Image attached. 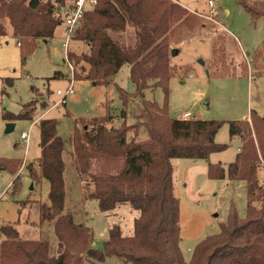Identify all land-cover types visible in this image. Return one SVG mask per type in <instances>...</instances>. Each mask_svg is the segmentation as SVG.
Wrapping results in <instances>:
<instances>
[{
	"label": "trees",
	"instance_id": "obj_1",
	"mask_svg": "<svg viewBox=\"0 0 264 264\" xmlns=\"http://www.w3.org/2000/svg\"><path fill=\"white\" fill-rule=\"evenodd\" d=\"M253 20L264 16V3L236 0ZM73 7L71 0H0V36L7 35V24L20 45L26 61L39 39L49 40L62 25L55 14L57 7ZM196 16L169 0H97L87 11L74 38L87 42L90 52L79 61L85 77L95 84H107L123 66L130 68L136 87L134 94L119 88L125 108L118 126L109 123L108 114L89 118L84 126L73 129L71 158L79 179L86 184L87 199H96L101 211H111L129 204L140 212L134 221V233L123 235L118 224L110 229L103 250L93 247V230L76 222L71 213H63L66 204L64 159L66 145L58 134L59 121L43 118L39 122L41 155L27 168L35 182L45 179L50 184L49 204H40L41 222L54 221L58 239L57 254L51 255L47 239H24L15 225L0 226V264H100L108 257H118L123 264H264V184L258 172L264 167V116L251 112V121L192 118L181 120L170 115L166 102L160 106L145 100V90L162 87L169 95V82L175 74L171 63L173 28L186 26L193 30ZM132 31H128V29ZM129 32V33H128ZM126 34V36H125ZM129 35V36H128ZM128 36L129 40H126ZM75 55V54H74ZM72 53L68 58L74 59ZM78 61V62H79ZM63 77L56 71L53 79ZM13 85V78H7ZM34 90V87L32 88ZM141 98L135 125L126 121L129 102ZM47 103L40 104L44 109ZM38 102L23 105L19 114L7 113L4 119H32ZM224 123L231 136H240L242 145L227 167L210 162L211 179L246 182V216L241 218L233 205L220 232L201 240L192 258L186 261L180 247V201L174 193V158L209 160L216 152L228 148L216 141ZM140 127L148 139H129L128 133ZM19 160L0 158V170L18 172ZM13 194L21 189V176L12 184Z\"/></svg>",
	"mask_w": 264,
	"mask_h": 264
},
{
	"label": "rangeland",
	"instance_id": "obj_2",
	"mask_svg": "<svg viewBox=\"0 0 264 264\" xmlns=\"http://www.w3.org/2000/svg\"><path fill=\"white\" fill-rule=\"evenodd\" d=\"M169 1L187 9L196 16L198 23L193 30L183 25L173 28L171 49L175 53L171 63L176 71L169 82V95L166 97L162 87H150L145 90V100L155 101L160 106L168 102L170 115L174 118L177 113L191 112L205 120H244L243 115L253 110L264 116V16L253 20L236 0H214L216 16L210 11L209 0ZM249 1L264 3V0ZM7 28L12 34L10 25L7 24ZM128 36L126 40H129ZM65 37L64 29L59 26L52 39L38 40L26 61L22 60L15 40L6 44L0 39V158L21 162L16 174L10 169L0 170V226L11 223L24 239L49 240L51 255L57 254L59 243L54 221L42 223L40 215V204L49 202L50 184L45 179L35 182L27 168L41 155L39 123H33L47 110L52 109L46 118L59 121L58 134L66 145V204L63 213H71L76 222L85 223L93 230V247L103 250L115 224L121 227L123 235H132L135 218L140 214L129 204L101 211L98 200L85 198L86 184L79 179L71 158V136L76 120L85 118L87 122L89 118L110 114L113 120L109 127L122 122L120 115L125 107L119 88L130 94L136 91L130 68L123 66L107 84H95L85 77L77 79L76 74H86L81 67L89 66L79 61L88 50L87 44L75 38L69 46V53L75 54L74 59L69 58L75 72V94L67 97L66 104H58L57 90H65L70 84L69 78H52L56 71H62L64 75L70 73L63 46ZM9 77L13 78V85L8 82ZM32 100L38 102V112L32 119H4L7 113L19 114L23 105ZM141 100L133 98L126 107L129 125H135L139 120L135 113ZM42 103H47L44 109L40 108ZM10 123L12 127L8 126ZM83 126L81 121L78 127ZM31 128V143L26 150L21 134ZM148 137L144 127L128 133L129 139L145 140ZM216 141L227 144L228 148L213 153L209 160H172L174 193L180 201V247L186 261L191 260L193 250L201 240L220 232V224L227 220L233 205L241 218L246 216V182L208 176L210 162L227 167L235 160L242 145L241 137L231 136L228 123H224ZM17 174L21 176V189L13 194L12 184ZM258 177L264 184V167L259 169ZM2 239L0 234V241ZM100 264L123 262L113 256Z\"/></svg>",
	"mask_w": 264,
	"mask_h": 264
},
{
	"label": "built area",
	"instance_id": "obj_3",
	"mask_svg": "<svg viewBox=\"0 0 264 264\" xmlns=\"http://www.w3.org/2000/svg\"><path fill=\"white\" fill-rule=\"evenodd\" d=\"M73 3H74L73 7L65 6V7L55 8V14L61 17L62 24L65 25V36L66 37L64 41V49H65V52L67 53V57H68L70 42L74 39L76 30L80 26L85 13L95 6V4L97 3V0H73ZM208 5L210 7V11L212 15L216 16L217 11L215 9L214 0H209ZM67 60H68V64L71 70V77L72 79H75L74 67L68 58ZM57 94L60 97L58 104H66L67 97H69L72 94H75L73 82L71 81L65 90L64 89L57 90ZM192 118H195V117L191 114V112L177 114V119L188 120ZM31 130L32 128L29 129L28 131H23L21 134V139L24 142L26 150H28L29 145L31 143Z\"/></svg>",
	"mask_w": 264,
	"mask_h": 264
},
{
	"label": "crops",
	"instance_id": "obj_4",
	"mask_svg": "<svg viewBox=\"0 0 264 264\" xmlns=\"http://www.w3.org/2000/svg\"><path fill=\"white\" fill-rule=\"evenodd\" d=\"M71 1L73 2V0H71ZM60 26H62V28L64 29V33H65V25L62 24V25H60ZM7 29H8V28H7ZM57 29H58V28H57ZM7 31H8V30H7ZM56 32H57V30H56ZM0 39L3 40V42H6V44H9V43H10V40L13 39V40H15V42H16L17 45H18V47L20 48V45L18 44L17 39L11 34V32H8L7 35L0 36ZM74 39H75V38H74ZM46 41H48V40H46ZM80 42H83V41H80ZM85 43L87 44V47H88V50L85 51V53H89V52H90V46H89V44H88L87 42H85ZM63 46H64V43H63ZM69 52H71V51H69ZM69 52H68V55H69ZM68 59H69V58H68ZM67 61H68V60H67ZM69 61H70V59H69ZM70 62H71V61H70ZM74 73H75V72H74ZM70 74H71V70H70V73H68L67 75H64V74H63V77L69 78L70 82L72 81V82H73V86H74V84H75L74 81H76V79H72V77H71ZM74 89H75V87H74ZM50 110H52V109H50ZM50 110H47V112H45L44 115H41V116H40L41 118L38 119V121L35 120V122L33 123V125H35L36 122L39 123L41 119L46 118L45 115L48 114V112H49ZM258 113H259V112H258ZM177 114H178V113H177ZM259 114H260V113H259ZM260 115H261V114H260ZM193 116H194V115H193ZM262 116H263V115H262ZM194 117H196V116H194ZM196 118H197V117H196ZM242 118H245V119L251 121V112L248 113V114L243 115ZM240 147H241V146H240ZM240 147L238 148V152L240 151ZM28 150H29V148H28ZM229 181H234V180H229ZM49 203H50V201H49L48 203H45V204H49Z\"/></svg>",
	"mask_w": 264,
	"mask_h": 264
},
{
	"label": "water",
	"instance_id": "obj_5",
	"mask_svg": "<svg viewBox=\"0 0 264 264\" xmlns=\"http://www.w3.org/2000/svg\"><path fill=\"white\" fill-rule=\"evenodd\" d=\"M174 53H175V51H173V52H172V54H174ZM8 126H9V127H12V126H13V124H12V123H10V124H8Z\"/></svg>",
	"mask_w": 264,
	"mask_h": 264
}]
</instances>
